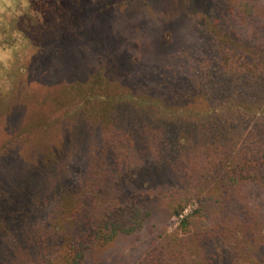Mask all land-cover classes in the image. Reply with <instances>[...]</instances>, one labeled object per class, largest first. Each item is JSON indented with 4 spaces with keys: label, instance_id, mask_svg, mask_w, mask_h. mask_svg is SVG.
Returning a JSON list of instances; mask_svg holds the SVG:
<instances>
[{
    "label": "trees",
    "instance_id": "1",
    "mask_svg": "<svg viewBox=\"0 0 264 264\" xmlns=\"http://www.w3.org/2000/svg\"><path fill=\"white\" fill-rule=\"evenodd\" d=\"M199 1L190 75L131 38L148 0H0V264H85L152 218L137 264H216L232 234L264 248L236 196L264 189L259 0Z\"/></svg>",
    "mask_w": 264,
    "mask_h": 264
},
{
    "label": "rangeland",
    "instance_id": "2",
    "mask_svg": "<svg viewBox=\"0 0 264 264\" xmlns=\"http://www.w3.org/2000/svg\"><path fill=\"white\" fill-rule=\"evenodd\" d=\"M1 1L8 4L16 12L25 10L31 3V0ZM201 5L202 2L200 3L199 0H148L147 10L145 12L139 11L133 20L134 22L143 20L144 25L138 28V32H134L135 25L138 26L137 23H134L130 29L133 31L131 38L140 43H144L148 39V44L152 42L154 44V40L160 37L161 42L162 40L166 41L165 50L172 57L176 59H178L177 57L186 58L183 66L188 74L194 75L196 68L201 66L195 58L202 55L194 47L196 43L208 40L198 26ZM257 13L261 18V23L264 24V0L258 1ZM180 14L185 15L183 20L180 18ZM6 51L0 47L3 56L7 55ZM236 196L240 202H244L250 207L257 219L261 220L260 231L264 234V189L243 186L237 190ZM196 205L197 202L193 201L185 209L183 216L192 212ZM157 222L156 218H152L145 230L131 235H121L106 247L91 251L85 264H137L145 255L150 243L148 227ZM178 224L177 218L171 219L169 221L170 232ZM255 243V240H249L241 234H232L228 238L222 237L221 241L216 242L215 263L264 264V248L257 250ZM254 257L255 260H253Z\"/></svg>",
    "mask_w": 264,
    "mask_h": 264
}]
</instances>
